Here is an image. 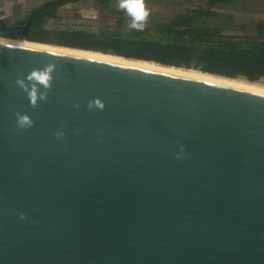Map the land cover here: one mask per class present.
Here are the masks:
<instances>
[{
    "label": "water",
    "instance_id": "95a60500",
    "mask_svg": "<svg viewBox=\"0 0 264 264\" xmlns=\"http://www.w3.org/2000/svg\"><path fill=\"white\" fill-rule=\"evenodd\" d=\"M3 45L0 264H264V90ZM49 62L33 108L16 80Z\"/></svg>",
    "mask_w": 264,
    "mask_h": 264
},
{
    "label": "trees",
    "instance_id": "16d2710c",
    "mask_svg": "<svg viewBox=\"0 0 264 264\" xmlns=\"http://www.w3.org/2000/svg\"><path fill=\"white\" fill-rule=\"evenodd\" d=\"M80 1L50 0L25 19L0 20V27H4L0 37L147 61L228 79L241 78L250 83L264 79V24L245 28L244 35L227 33L231 16L217 14L213 9L231 0H207L205 6L151 22L143 31L130 30L119 18L115 30L97 33L82 29L50 31L44 27L46 21L57 18L59 9ZM94 1L100 9L117 2Z\"/></svg>",
    "mask_w": 264,
    "mask_h": 264
},
{
    "label": "rangeland",
    "instance_id": "374dc122",
    "mask_svg": "<svg viewBox=\"0 0 264 264\" xmlns=\"http://www.w3.org/2000/svg\"><path fill=\"white\" fill-rule=\"evenodd\" d=\"M47 1L50 0H0V20L14 21L16 17L25 19ZM206 1L145 0L150 12L146 25L167 20L189 8L205 6ZM213 10L217 14L231 16L232 22L229 24L230 28H227V33L230 34L244 35L245 28H250L256 23L264 24V0H231L227 4H218ZM117 18L125 27L130 22L126 13L118 8L117 2L112 7L100 9L94 0H81L76 4H68L59 9L57 18L46 21L44 27L50 31L82 29L97 33L115 30ZM234 80L248 82L241 78ZM253 85L264 88V79L254 82Z\"/></svg>",
    "mask_w": 264,
    "mask_h": 264
},
{
    "label": "clouds",
    "instance_id": "9594fccd",
    "mask_svg": "<svg viewBox=\"0 0 264 264\" xmlns=\"http://www.w3.org/2000/svg\"><path fill=\"white\" fill-rule=\"evenodd\" d=\"M118 8L126 13L130 18V22L127 27L130 30L143 31L150 15L149 10L146 7L145 0H117ZM3 39L0 38V46L3 45ZM33 51H36L33 49ZM55 56L56 54H52ZM56 71V65L54 62L46 63L41 68L32 69L25 77L16 80V84L27 93L30 106L35 108L38 106V102L41 100L48 99V93L53 85V73ZM76 108L80 106L75 105ZM93 107L103 110L105 107L103 101L100 98H95L88 103V108ZM16 124L20 129L31 128L34 121L30 118L27 113H15ZM57 138H60L64 134L57 132ZM183 149H181L182 151ZM23 218V214L21 215Z\"/></svg>",
    "mask_w": 264,
    "mask_h": 264
},
{
    "label": "bare ground",
    "instance_id": "6f19581e",
    "mask_svg": "<svg viewBox=\"0 0 264 264\" xmlns=\"http://www.w3.org/2000/svg\"><path fill=\"white\" fill-rule=\"evenodd\" d=\"M0 38H3V37H0ZM3 41L12 42V43H18V44H24V45H30V46H36V47H42V48H48V49L67 51V52H73V53H79V54H86V55L104 57V58L115 59V60L131 62V63L141 64V65H147V66H152V67L164 68V69L179 71V72L188 73V74H192V75H197V76L213 78V79L223 80V81L232 82V83H237V84H241V85H245V86H249V87H253V88H258V89L264 90V88H259L260 86L257 87L255 85H253V83L252 84H250L248 82L245 83L244 81L241 82V81H238V80L228 79V78H224V77H218V76H215V75H210V74H206V73H202V72H198V71H193V70H187V69L163 66V65H159V64L152 63V62H147V61L123 59V58H120L118 56H113V55H106V54L95 53V52L81 51V50L64 48V47H57V46L46 45V44H41V43H34V42H29V41H26V40H19V39L13 40V39L4 38Z\"/></svg>",
    "mask_w": 264,
    "mask_h": 264
}]
</instances>
